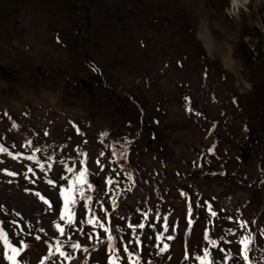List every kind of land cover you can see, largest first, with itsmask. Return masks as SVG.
<instances>
[{
  "label": "rangeland",
  "instance_id": "1",
  "mask_svg": "<svg viewBox=\"0 0 264 264\" xmlns=\"http://www.w3.org/2000/svg\"><path fill=\"white\" fill-rule=\"evenodd\" d=\"M0 192L17 264H264V0H0Z\"/></svg>",
  "mask_w": 264,
  "mask_h": 264
},
{
  "label": "bare ground",
  "instance_id": "2",
  "mask_svg": "<svg viewBox=\"0 0 264 264\" xmlns=\"http://www.w3.org/2000/svg\"><path fill=\"white\" fill-rule=\"evenodd\" d=\"M241 2L245 5V6H247V0H241ZM236 3V1H233V4H235ZM237 6V5H236ZM206 32V31H205ZM207 32H206V34H205V36L207 37ZM46 186V185H45ZM45 188V187H44ZM56 189V188H55ZM11 190V189H10ZM16 190V189H15ZM39 190V189H38ZM52 188H45V192H47V194H51L52 193ZM37 191V190H36ZM35 191V192H36ZM6 193V192H5ZM18 193V192H17ZM1 194H4V193H2V192H0V196H1ZM37 194L38 193H28V194H26V195H24V194H20V196L22 195L23 197H21L20 199L19 198H17V200H24L25 202L26 201H28L29 203H31V204H33V205H35V207H36V205H39L38 204V201L36 200L37 199ZM45 195H46V193H44ZM5 195V194H4ZM41 195V194H40ZM44 195V196H45ZM20 196H18V197H20ZM3 197V196H2ZM57 198L56 196H53V198ZM14 198V197H13ZM16 198V197H15ZM14 198V199H15ZM38 198H40V197H38ZM54 198V199H55ZM43 199V198H42ZM49 200V199H48ZM24 202V203H25ZM41 202V201H40ZM70 202V201H69ZM68 202V203H69ZM16 203V202H15ZM44 203H46V202H44ZM16 205V204H15ZM22 206V205H21ZM23 207V206H22ZM19 208H20V206H19ZM58 208V207H57ZM0 210H1V206H0ZM60 210H61V208H60ZM50 211V210H49ZM56 211V210H55ZM135 211V210H134ZM262 214V213H261ZM47 218H50L49 216H50V214H49V212H47ZM63 215V214H62ZM259 215L260 214H257L256 216V221L254 222V226L255 225H257L259 222ZM62 217V216H61ZM64 217V216H63ZM134 217V216H133ZM133 219V218H132ZM128 221V219L126 220V222ZM129 222V221H128ZM258 226V225H257ZM1 232L3 231L2 229L0 230ZM2 238V239H1ZM3 238H4V236H3V234H1L0 235V264H17L15 261H13L12 259H10L8 256H9V254H14L15 253V251H16V245L15 246H9L8 245V247L7 246H4V241H3ZM16 239V238H15ZM14 239V240H15ZM14 245V244H13ZM32 258V257H31ZM33 259V258H32ZM33 260H36V259H33ZM34 262V261H33Z\"/></svg>",
  "mask_w": 264,
  "mask_h": 264
},
{
  "label": "crops",
  "instance_id": "3",
  "mask_svg": "<svg viewBox=\"0 0 264 264\" xmlns=\"http://www.w3.org/2000/svg\"><path fill=\"white\" fill-rule=\"evenodd\" d=\"M141 223V222H139ZM138 222L136 223V225L139 227V224ZM144 229V228H143ZM146 229V228H145ZM148 231V230H147ZM146 230H142V232H140V234L138 235V238L136 240H134V245L137 247V248H140V243H143L145 240L147 241V239L144 237L146 236ZM145 234V235H144ZM136 248V249H137Z\"/></svg>",
  "mask_w": 264,
  "mask_h": 264
}]
</instances>
